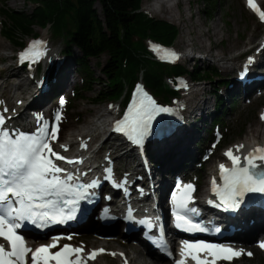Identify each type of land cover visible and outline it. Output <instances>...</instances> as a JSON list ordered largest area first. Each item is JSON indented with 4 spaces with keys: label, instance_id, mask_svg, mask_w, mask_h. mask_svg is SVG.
Returning a JSON list of instances; mask_svg holds the SVG:
<instances>
[{
    "label": "snow or ice",
    "instance_id": "obj_1",
    "mask_svg": "<svg viewBox=\"0 0 264 264\" xmlns=\"http://www.w3.org/2000/svg\"><path fill=\"white\" fill-rule=\"evenodd\" d=\"M247 6L264 22V11L257 6L255 0H247ZM42 47V41L30 43L28 49L20 54L21 62L28 59L35 61L43 55ZM154 50L159 51L155 48ZM166 55L172 60L178 59L174 52ZM135 95L138 102L133 101L123 120L116 122L114 130L123 133L134 144L142 145L155 116L170 112L171 109L159 106L139 85ZM60 103L63 105V99ZM61 118L57 113L55 120L58 122ZM261 119H264V115ZM4 125L5 117L0 116V126ZM58 132V124H54L50 130L45 125L39 129V135L23 132L10 134L8 130L0 127V240L6 242L0 243V264H88V261H95L106 252L105 249L86 252L82 246L73 247L69 244L61 246L59 237L54 238L51 243L32 249L17 232L25 222L44 228L75 219L79 200L85 198L88 188L96 187L95 181L87 185L70 183L73 181L71 173L61 177L60 173L65 172V169L57 166L53 158L60 161L66 158L56 152L48 140L50 137L55 141ZM61 147L67 150L64 145ZM234 147L239 152L244 146ZM224 155L231 161L232 167L219 165L223 187H217L215 180L212 182V190L220 205L225 208H238L246 193H264V147L258 146L244 157L234 154L231 148ZM194 191L192 184H186L179 197L173 195L175 207L172 215L175 227L187 233L206 232V227L190 218V214L198 215L197 209L190 207ZM215 231L219 232L220 229L216 228ZM259 247L264 249V242ZM179 254L180 259L175 264H187L188 260L194 264H218L220 261L231 264L244 253L243 250L223 244L185 240L181 242ZM247 255L251 256L252 253Z\"/></svg>",
    "mask_w": 264,
    "mask_h": 264
},
{
    "label": "bare ground",
    "instance_id": "obj_2",
    "mask_svg": "<svg viewBox=\"0 0 264 264\" xmlns=\"http://www.w3.org/2000/svg\"><path fill=\"white\" fill-rule=\"evenodd\" d=\"M182 2L188 7L191 5V0H159L157 5H146L145 13L154 17H162L169 22L176 23L179 21L185 23V26L190 29L186 32V35L190 38L186 41L185 46H194L193 41L196 40L198 42L196 52L203 53V56H210L218 62L224 61L225 64H227V67L225 68L227 73L232 72L234 67L237 68L238 65L239 69L241 68V65H244L248 71L249 78L264 76V64L262 63L264 45L259 49L261 42L264 43V38H262L258 44L251 46L247 51L241 53L243 59H241L239 64L233 65L237 58H226L223 54L224 51H227L229 48L236 47L238 43L234 42L230 45V39L227 35L226 39L220 38L218 41L210 43L208 47H205L204 41L208 40L210 36L218 39L219 30L217 24H213L211 28H208L206 32H203L199 29L203 23H192L191 15L188 16V22H185L182 19L181 12H179V4ZM174 8L177 10V13L175 14L173 13ZM209 31H211V33ZM228 32L229 29L226 28V33ZM255 35L256 31L251 34V38L249 39L250 43H252V38ZM42 42L48 50L43 59V68L38 75L40 77L39 83L42 85V89L39 88L38 81L34 80V73L32 72H30L26 78L23 75L20 76L19 70L7 67L4 69V76L0 78V90H4V94H0V98L3 99L0 100V109L7 107L10 109V114H13L14 107L17 108L15 112L17 119L23 120L28 116L29 110L31 109L43 110V113L46 114L43 115V117L48 116L47 113L51 106L50 100L52 98V92L50 88L48 90L43 89V86H45L44 81L47 80L49 73L48 70L51 64H54L56 61L61 63L64 60V56L60 57L59 60L58 58L57 60H53L58 54V49L54 50L51 45H47L46 38H43ZM227 45L228 47L224 49ZM213 50H219V52L213 54ZM199 59L203 58L199 56ZM32 83L38 86L35 87V90H31ZM63 83L65 86L72 84L70 71L64 75ZM233 83L237 89L236 92L234 91L233 95L242 97L243 99L250 98L258 88L264 85V83L253 82L242 87L241 84L235 80H233ZM200 92L201 88L194 85L185 90L177 91V97L175 98L177 103L175 107L182 115L181 125L171 138L161 140L160 142L155 141L154 143L157 145V148L154 151L144 152L145 158L149 163V171L144 164L142 156L137 151L135 144L131 143V146L135 150V153L133 154L131 151L124 150L122 144L118 143L117 137H119V135L113 133V119L116 117L118 110H106V115L103 113L97 116L96 120L98 123H91L90 127H77L72 130L69 136L73 137V141L64 144L67 150L52 140H50L49 143L52 145L53 149H61L62 151L71 154L73 157L79 156L78 164L82 162V165L84 166L88 162V159H90V161L101 162L104 168L112 172L115 179L113 186H109L107 189L108 184L105 183L104 189L101 190L102 198L104 194H107V198H103L101 203L106 206L107 214L114 213L113 211L117 209V204L119 202L120 206L125 209H136L135 204L139 202L140 199H145L148 202L149 207L153 205L155 199H158L159 204L164 205V189L169 180L177 175L183 176L181 170H188L192 156L193 162L195 160V143L197 142V138L198 141L200 140V137L198 136L199 129H201L200 122H204L203 116L206 111L205 109L198 108L196 102H193L194 105L191 106L192 101H190L191 98L189 96L196 98L201 94ZM24 94L29 96L26 98ZM201 101L203 106H207L206 109H211L212 106L209 99L204 98L201 99ZM198 118L199 120H197ZM62 123L63 118L58 121L59 132L62 128ZM195 126H198V128ZM83 131L85 134H83ZM95 142H99V145L97 144L94 149L92 146ZM126 143L130 144L129 142ZM256 144L264 147V122L262 121L250 126L245 139L236 144L244 146L239 152L235 151L234 146L236 145L230 146L227 150L231 148L233 149L234 154H242L245 150L251 149ZM106 152L109 153L106 154ZM99 154H101V156ZM211 158L213 161L214 158L223 159L224 154L221 155L217 153L211 155ZM131 162L133 163L132 165H130ZM206 163L208 162H204L202 166L206 165ZM201 171L204 172V168ZM205 173L206 172H204V174ZM121 180H124V183H121ZM152 183L154 184L153 186ZM136 186H139L142 191L137 192L135 190ZM200 188L202 189V187ZM110 191H112V193H110ZM204 193L205 190L203 191L202 196ZM262 214L263 215L261 216L253 212H248L246 215H241L239 218L233 220L232 222L234 223V226L240 229V233L236 240L248 244V242L252 241L254 238L264 236V213ZM97 215V217L100 216L99 213H97ZM91 235V237L86 235L87 242L85 243L91 245L92 249H105L108 252L112 251L117 254L115 257L118 258V260L122 261V259H125L129 264H156L154 260H146L144 253L135 249V244L130 240H117L113 236ZM121 253L123 255H120ZM95 263L96 261H88V264Z\"/></svg>",
    "mask_w": 264,
    "mask_h": 264
},
{
    "label": "rangeland",
    "instance_id": "obj_3",
    "mask_svg": "<svg viewBox=\"0 0 264 264\" xmlns=\"http://www.w3.org/2000/svg\"><path fill=\"white\" fill-rule=\"evenodd\" d=\"M155 1L156 0H142L141 12L149 18H152L154 20L166 21L177 28L178 36L171 47L174 49H178L183 53L182 55L187 56L189 54H193L192 58L182 59L180 61V65L188 70H190L191 67H195L196 70L200 71L216 70L217 75L220 77L217 80H212V82H194V86H199L201 88V94L196 98L189 96L191 98L190 101H192L191 106L194 105L193 102H196V106H198V108L200 109H205L206 112L203 116L204 122H200L201 129H199L198 133L200 140L198 141L197 138V142L195 143L197 152H195L194 155L195 163L193 162L192 156V160L190 166L188 167V170H181V174L183 175V177H185V179L195 181L199 187L198 194L202 195L203 191L206 190V178L214 169L215 158L213 161L211 155H215L217 153L223 155L224 150L228 148V146H234L241 140L245 139L246 135L249 132L250 126L261 122L260 113L262 112L261 107L264 106V92H262L263 95H260V93L256 91L254 92L252 97L248 99L234 96V91H230V89L227 88L226 85L229 83V81L236 78L239 65L237 67L238 69L234 67L232 72L227 73L225 71L227 64H225L224 61L218 62L210 56H203V53L201 54L196 52V47L198 45V42L196 40L193 41L194 46L186 47V41L190 38L186 35V32L190 29L185 26V23H181L179 21L173 23L167 21L162 17H154L145 13L146 5H155ZM204 1L205 0H191V5L189 7L183 2L179 4V12H181L182 19L185 22H188V16L191 15L192 23H203V25L199 27V29L203 32H206L207 29L211 28L213 24H217L219 30L218 39L210 36L208 40L204 41L205 47H208L210 43L218 41L220 38L226 39L228 35L230 39V45L234 42H237L238 45L234 48H229L227 51H224V54H222L226 58L236 57L237 59L234 61L233 65L239 64L241 59H243V55H241V53L247 51L251 46L258 44L259 41L264 38V24L259 23L252 15V13L248 11L244 0H209L210 5H208V3ZM31 9L32 6H27L25 0H0V10H14L23 13H30ZM95 9L99 11L98 6H96ZM173 13H177V10L175 8L173 9ZM1 23L2 19L0 17V29ZM226 28L229 29L228 33H226ZM255 31L256 35L252 38V43H250L249 39L251 38V34ZM209 32L211 33V31ZM32 33L38 34L40 40L43 39V37L46 38L47 45H51L54 50L58 49V54L53 60H57V58L59 60L60 57H63L62 51L65 48V43L62 39L61 33L56 34L55 36L57 38H55L51 29L42 30L39 27H32ZM29 40H31L30 37L26 40V42H28ZM227 47L228 45L225 46L224 49H226ZM18 49L19 48H15L10 43H8L0 33V78L4 76V69L7 67L19 70L20 76L23 75L27 78L26 71L16 66V54L19 51ZM47 51L48 50L46 48V54ZM217 52H219V50H213L212 53L216 54ZM72 55L74 58H76L79 55V52L77 50H72L69 54L64 55V60L61 63H58V61H56L54 64H51L48 72L52 73V77L49 78L48 87L46 86V88H44L43 86L44 90H48L50 88L52 92V98L50 100L51 106L49 107L47 114H49L50 116L56 111L62 112V128L57 135V139L54 141L60 146L73 141V137H70L69 134L75 128H85L88 126L90 127L91 123H98L96 119L99 114L104 113V115H106V110L112 109L116 111L119 109L118 102L107 101L104 104L93 103L94 91L102 88L100 83L105 80V77L102 75L100 69L98 68V64L104 63L106 61V56L102 55L99 59L87 60V66L89 69L88 71L91 73L92 78L97 79V81L92 85L86 84L84 90L81 86V76H79V74L77 73L75 63L71 58ZM199 56H201L203 59H199ZM262 59L264 60L263 53ZM39 67L41 68V66H38V70L40 69ZM68 71H70L71 74L72 84L69 86H65V84L63 83V77ZM31 72L35 74L34 80L38 81L39 83L40 77L38 76L39 73L37 74L36 68L34 69V67H32ZM39 72H41V70H39ZM188 79L191 78L188 77ZM46 81L47 80H45L44 83L47 85ZM36 86L37 85L32 83L31 90H35ZM38 86L42 89V85L40 83L38 84ZM87 87L90 88L88 91L86 89ZM213 90L218 91L217 93L221 99L220 107H224V109L220 112V117L219 115L216 116L218 113L217 111H219V105H217V101L213 97ZM3 91V89L0 90V94H4ZM58 93L63 94L68 100L67 106L61 105L60 101L62 98L56 97ZM28 96L29 95H27L26 98ZM204 98L209 99V102L212 106L211 109H206L207 106H203L201 104V99ZM0 100L3 99L0 98ZM16 110L17 108L14 107V111ZM215 119L221 120L217 122L219 126L215 127V129H212L210 124ZM197 120H199V118ZM195 127L198 128V126ZM83 134H85L84 131ZM211 135V140H217L218 142L216 148H210V142H207V139L211 137ZM97 144L99 145V142L93 143L92 147L95 149ZM107 153L109 152H106V154ZM99 155L101 156V154ZM204 162L208 163L202 166ZM132 164L133 163L131 162L130 165ZM203 168L204 172H206L205 174L203 171H201ZM169 183L170 182H168L165 186V190L167 189ZM200 187H202V189ZM84 235L82 237L78 236V240L76 243L79 242L78 246L84 245V247L88 249L92 246L85 243L87 242L86 235H88L89 237H91L92 235L90 233L86 234L85 236ZM134 248L143 252L142 248L137 244H135ZM246 249L251 250V252L253 253V257L243 258L234 264H264V259L257 254L252 245H248ZM109 253L113 252L109 251ZM111 256L113 257V255ZM145 259L152 260L148 256H145ZM119 261L120 260H118V258L116 257L109 258L105 256L103 258H99L95 264H119ZM155 263L170 264L169 262L161 263L157 261H155Z\"/></svg>",
    "mask_w": 264,
    "mask_h": 264
},
{
    "label": "trees",
    "instance_id": "obj_4",
    "mask_svg": "<svg viewBox=\"0 0 264 264\" xmlns=\"http://www.w3.org/2000/svg\"><path fill=\"white\" fill-rule=\"evenodd\" d=\"M32 6L30 13L14 10H0L2 19L1 36L15 48L24 46L32 33V27L42 30L51 29L55 35L61 33L65 43L62 53L69 54L77 50L74 58L77 73L81 76L82 88L94 84L88 71L87 60L106 56L104 63H99L105 80L102 88L94 91L93 103L104 104L107 101H123L127 89L141 78L147 87L159 99L169 100L177 94L169 88L166 79L173 80L176 75H186L194 81L212 82L220 77L216 70L200 71L195 67L190 70L179 65L168 66L156 62L147 50L146 42L154 41L163 45H172L178 36L177 28L163 20H154L141 12L142 0H25ZM204 2L210 5L209 0ZM99 7V11L95 7ZM62 54V56H64ZM66 57V56H65ZM91 87V86H90ZM87 91L90 89L86 88ZM85 90V89H84ZM213 90V97L221 116V99ZM221 119L211 123L216 124ZM212 139L209 137L207 142ZM116 224L101 225L96 220L89 221L80 230L87 234L91 231L120 234Z\"/></svg>",
    "mask_w": 264,
    "mask_h": 264
}]
</instances>
